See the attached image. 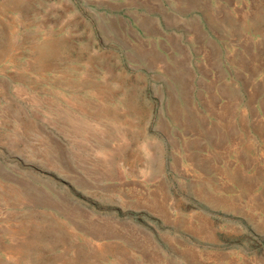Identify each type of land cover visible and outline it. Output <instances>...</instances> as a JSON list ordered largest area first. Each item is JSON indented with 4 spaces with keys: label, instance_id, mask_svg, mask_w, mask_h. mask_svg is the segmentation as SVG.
<instances>
[{
    "label": "rangeland",
    "instance_id": "rangeland-1",
    "mask_svg": "<svg viewBox=\"0 0 264 264\" xmlns=\"http://www.w3.org/2000/svg\"><path fill=\"white\" fill-rule=\"evenodd\" d=\"M0 264H264V0H0Z\"/></svg>",
    "mask_w": 264,
    "mask_h": 264
}]
</instances>
